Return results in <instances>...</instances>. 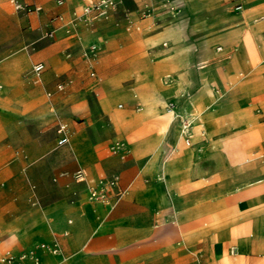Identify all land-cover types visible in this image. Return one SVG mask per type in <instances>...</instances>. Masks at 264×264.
I'll list each match as a JSON object with an SVG mask.
<instances>
[{
  "label": "crops",
  "instance_id": "obj_1",
  "mask_svg": "<svg viewBox=\"0 0 264 264\" xmlns=\"http://www.w3.org/2000/svg\"><path fill=\"white\" fill-rule=\"evenodd\" d=\"M94 1L97 0H63L58 9L63 19H58V27L52 30V43L34 55L20 53L0 61V76L20 68L10 79L13 82L18 72L28 66V60L42 58L36 60L45 64L41 75L36 78L31 71L30 75L38 81L46 71L47 86L55 88L53 83L58 80L65 82L66 90H56L53 101H43L34 111L23 113L22 122H34L39 128L52 116L68 120L71 129L64 123L69 138L75 133L85 136L92 144L93 158L83 165L68 141L64 145H68L72 157L65 155L63 159L59 152L49 160L45 157L48 145L41 144L39 135L33 137L27 132L20 136L9 132L2 155L9 156L6 164L12 172L9 179L27 185L30 182L40 185L48 170L82 167L87 172V181L112 174L119 176V184L110 190L109 198L121 187H126V191L116 199L114 207L103 212L108 207L106 203L89 201L87 182H78L73 201L58 197L40 209L27 208L12 216L0 228L5 235V226L22 222L9 231L1 245L29 244L16 253L33 248L41 264H108L102 253L114 246H106L111 233L147 234L151 228L158 227L152 221L158 214L165 218L167 212L162 214L157 210L158 205L143 203L138 198L141 192L157 184L156 174L144 169V160L137 156L156 149L172 115L166 107L165 112L162 110L167 101H175L173 98L165 101L168 89L162 93L160 76L168 71L173 76L174 91L180 96L185 92L188 95L182 101L185 108L175 101L178 111L192 114L196 110L197 129L211 139L208 146L211 159L194 161L190 149L192 137L191 143L185 144L179 127L174 147H178V152L173 153V149L161 161L172 185L167 189L169 204L161 207L172 206L167 216L173 218L178 234L187 242L182 250H203L199 252L203 264H264V0H197L191 7H187L188 0L181 4L166 0H108L103 15L95 21L83 23L73 19L72 11L82 3ZM26 2L42 7L40 0ZM238 2L242 3L240 10L235 8ZM146 3L153 6V12L142 15ZM2 5L7 10L6 3ZM214 43H219L215 50ZM91 44L97 46L96 65L91 62L88 66L78 65L76 60L81 58L82 49ZM219 45L221 49H217ZM84 63L82 60L81 64ZM223 79V85L230 83L227 91L239 97L217 106H204L206 100L217 101L209 83H221ZM35 88L42 89L45 85ZM120 101L126 104L124 108ZM7 109L5 115L15 116L17 109ZM81 115L100 124L81 126L83 122L74 120ZM146 121L149 130L137 136L129 135L130 144L123 138L112 141L125 143L122 152L109 151L108 156L95 158L97 138L126 135L128 123ZM253 151L262 154L248 156ZM148 180H154V184L145 185ZM84 193L95 211L88 212L85 205H80ZM65 215L72 216L74 221L67 219L69 227L63 230L64 236L43 240L56 234ZM26 219L37 220L30 232L23 231L29 222ZM18 238L27 239L15 240ZM52 241L59 246L57 254L36 247L39 242ZM163 255L128 263L117 258L113 264H199L201 261L197 257L192 262L188 258L176 261V252L166 251Z\"/></svg>",
  "mask_w": 264,
  "mask_h": 264
},
{
  "label": "rangeland",
  "instance_id": "obj_2",
  "mask_svg": "<svg viewBox=\"0 0 264 264\" xmlns=\"http://www.w3.org/2000/svg\"><path fill=\"white\" fill-rule=\"evenodd\" d=\"M40 1H42L41 3L43 7V10L41 12L24 13L21 11H16L8 0H0V61L10 56L18 55L20 53H28L34 55L38 53L44 46L54 41V39L50 38L46 34V32L55 30L58 27L59 21L57 18V14L59 12L58 9L60 8V4H58V0ZM3 2L6 3L7 10L4 9L2 5ZM183 3H186V0ZM188 3L189 5L187 7H191L192 5L197 3V0H188ZM85 5L87 4L82 3L76 10L72 11V16L74 20L81 21L83 23H91L96 19H92L90 13H83V7ZM62 14H64V16L66 15L63 10ZM69 20L70 19L67 18V25H69ZM216 44L219 43L213 44V50H215L214 47ZM220 45L223 46V44L221 43ZM87 47H85V49H82L81 58L76 60V63L78 65L80 64V66H88L90 62L93 63V65H96L94 59L96 60L97 56L95 57V55L92 56L88 53L86 54V52H88ZM40 59L42 58L32 57L30 59V62L28 60V66L18 72L17 79L13 82H10V79L14 77V73H16V71L20 68H17L13 73H10L9 75L3 73V75L0 76V82L2 83V88L0 89V115L2 116L0 117V129L2 130V133L0 134V228L5 225L12 218V216H15L17 213L24 209H40L48 202L58 197H64L65 201L67 202H71L76 198V196L73 194L75 191H77L75 184L78 183L74 179V172L76 167L72 169L62 168L56 171L48 170V172H46L45 178L42 180L40 185H36L32 182L28 183L27 185L20 180L9 179L10 174L12 173L6 166L7 162L9 161V156L7 154L2 155L7 147V144H4L5 136L8 135L9 132H14L19 136L22 133L27 132L33 137L39 135L41 144L48 145L46 147L47 152L45 155L47 159H53L54 156L59 155V152H62L63 159L65 158V155L72 157L70 150L68 149V145L60 146L57 145L55 141V128L57 123L66 121L71 129V125L68 120L52 116L45 122L44 125L39 128L35 125L34 122H22L23 113L34 111L36 107H38L39 104H41V102L43 101H53L55 99L56 90L61 92L66 90V84H64L65 82H63L62 79L61 82H63V86L61 89L57 87V84L60 83V81L58 80H55L53 83V86H55V88H53L52 86H47L46 84L49 79L46 71L38 81L34 80V77L30 75V67L33 62ZM82 60L85 61L84 64H81ZM204 65H207V62H205ZM196 66L198 67V63H196ZM167 74L169 75L167 76ZM160 79L164 86L162 93L164 94V91H166L167 89V91H169V93L164 94L165 101L167 98H173L175 101L180 103L183 108H185V103L182 101H184L183 99L188 98V95L185 92L184 96H180V94H177L174 91L172 85V74L168 71H165L160 76ZM223 82H225V79H223L221 83H218L216 81H211L209 83L211 91L217 96V101L212 102L206 100L203 102L204 106H217L219 105V103L239 97L238 94L229 93L227 91L230 84L229 82H227V85H223ZM41 84H44L45 88L35 90V87L41 86ZM26 88L34 89L27 91ZM5 95H9L10 97L6 99ZM92 96H95L94 93H92ZM88 101L90 102V105L94 107L93 101L91 99H89ZM120 102L122 103V108H124L126 104L123 103V101ZM115 105L117 106L116 103ZM9 107L17 109V111L15 112V116L10 117L5 115L7 111H9L7 109ZM23 107L24 110L22 112ZM162 110L165 112V106ZM93 112L95 114L98 113V111H95V109H93ZM192 112L193 116H195L197 113L196 110H192ZM171 116L167 121L166 127L162 132L160 141L158 142L156 149L152 153H144L137 156L138 158H142L144 160V169L155 172L157 180V184L155 186L149 188L147 191L141 192L138 195V198L143 203L150 202L158 205L159 207L157 210L162 214H164L165 212H167L168 214L172 211V206L161 207V205L169 204L167 189L171 188L172 185L169 184L171 182L168 181L167 175L162 169L161 161L167 153L171 152L174 149L177 131L180 127L179 120L176 119L173 114ZM86 119L87 118L85 117V115L74 118L75 122H83L81 126H92L93 124H100V122H96L93 119H91L92 121ZM261 122L263 123V121ZM197 127V122L196 120H194L191 132L193 142L191 143L190 149L192 150L194 161L206 162L207 160L211 159L208 155V146L211 142V139L203 135L201 130H198ZM125 128L127 130L126 135H118L114 138L101 136L96 139L94 143V154L97 160L109 155V151H111L109 150L110 145L114 139L123 138L128 144H130L132 139L131 137H129V135L133 134L137 136L138 134L148 131L149 123L147 121L131 122L128 123ZM164 141H166V143ZM69 144L74 156L83 165H86L93 158L92 144L85 136L81 135L80 133L73 134L70 137ZM177 152L178 147L173 150V153ZM261 154V151H253L250 152L248 156L254 157ZM88 178H90V176H88ZM144 184H154V180H148ZM144 184L142 183L143 186ZM125 191L126 187L120 188V194H117L118 191H114V196L112 197V199L109 198V200L106 202V205L108 207L103 212H107L108 210H110V208L114 207L116 199H118V197L121 196ZM80 205H85L88 212L95 211L87 202L85 193L80 200ZM167 214L165 218L160 217L158 214V216L151 223H157L158 227L151 228L147 234L111 233L109 235V241L106 243V246H114H110L105 249L108 252H101L108 258L107 263L113 264L114 260L117 258H120L121 262L128 263L140 258H152L156 256L160 257L164 254V252L167 251L168 253L176 252V255H174L176 261L187 260L188 258V260L192 262V258L197 257L201 260L199 264H203L202 256L199 255V252L203 253V250H182L185 241L183 242L180 235L178 234L175 224L172 222L173 218L168 217ZM67 219H71L72 222L74 221L72 216L65 215L63 217V223L60 225V229L56 231V234H51L50 237L44 238L43 240H54L58 235H63V230L66 229V227H69ZM30 220L31 219L25 220L29 222L24 225L23 231L30 232L36 226L37 220ZM21 222L11 226H5L7 237L9 231L18 227ZM97 228L98 226L96 227V229ZM6 235L4 231H0V242L5 239ZM26 239L18 238L15 240L25 242ZM59 245L61 249L60 251L62 252V246L60 243ZM28 246L29 244L21 243L2 246L0 243V255H4L6 251L16 253V251H18L22 247L25 248ZM115 246L119 247L120 249ZM178 250L179 253H177ZM257 253L258 252H256V254ZM163 258L166 261L164 255Z\"/></svg>",
  "mask_w": 264,
  "mask_h": 264
},
{
  "label": "built area",
  "instance_id": "obj_3",
  "mask_svg": "<svg viewBox=\"0 0 264 264\" xmlns=\"http://www.w3.org/2000/svg\"><path fill=\"white\" fill-rule=\"evenodd\" d=\"M9 3L13 6L16 11H21L24 13L39 12L42 7L36 3H30L23 0H8ZM108 0H97L90 2L83 7V13H90L91 18L101 17L104 13V7ZM170 4H181L185 0H166ZM63 0H58V4H62ZM235 8L240 10L242 8V3L238 2L235 4ZM153 12V6L149 4H144L141 9L142 15H149ZM57 18L62 20L63 16L61 14L57 15ZM46 34L51 37L53 31L50 30ZM97 46L96 44H91L87 47L88 52L92 56L96 53ZM217 49H221L220 46H217ZM45 69V64L42 61H36L31 65V73L37 78L41 75ZM62 83L57 84L58 88H62ZM2 88V83L0 82V89ZM166 110L171 113L178 112V106L173 100H169L166 103ZM192 114L190 112H185L181 118L182 124V133L183 140L185 144L191 143V132H192ZM57 132V145L67 144L69 141L68 127L66 123L59 122L56 126ZM126 145L122 140H116L110 145V150L112 152H122L125 149ZM123 156V154H121ZM74 179L76 182H87L86 184V196L87 199L95 203H106L109 200V192L111 189H114L119 184V176L117 174H112L109 177H99L91 181H87V172L84 168L79 167L74 172ZM117 194H120V189L117 190ZM37 248L43 249L49 253L57 254L59 252V246L56 241L52 242H39L36 245ZM2 262L4 263H14V264H40L39 259L33 248L21 251L19 253H11L6 251L2 257Z\"/></svg>",
  "mask_w": 264,
  "mask_h": 264
},
{
  "label": "bare ground",
  "instance_id": "obj_4",
  "mask_svg": "<svg viewBox=\"0 0 264 264\" xmlns=\"http://www.w3.org/2000/svg\"><path fill=\"white\" fill-rule=\"evenodd\" d=\"M242 9V8H241ZM183 112V111H182ZM182 112H177V113H172L173 114V116L176 118V119H178L179 120V122H180V128H181V132H182V124H181V118H182V115H183V113ZM192 121H193V123H194V120H195V117L193 116V112H192ZM183 134V133H182ZM69 142H70V138H69ZM2 257H3V255H0V264H2V263H4V262H2ZM41 264V263H40ZM43 264V263H42Z\"/></svg>",
  "mask_w": 264,
  "mask_h": 264
}]
</instances>
